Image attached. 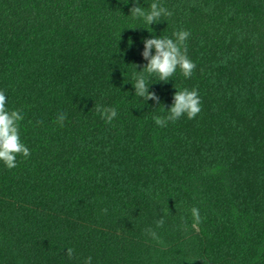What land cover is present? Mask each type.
Wrapping results in <instances>:
<instances>
[{"label":"trees","instance_id":"16d2710c","mask_svg":"<svg viewBox=\"0 0 264 264\" xmlns=\"http://www.w3.org/2000/svg\"><path fill=\"white\" fill-rule=\"evenodd\" d=\"M160 2L148 28L135 0H0V90L31 152L0 162V264H264V0ZM178 30L196 68L149 78L145 103L143 41ZM185 88L201 112L157 126Z\"/></svg>","mask_w":264,"mask_h":264},{"label":"clouds","instance_id":"9594fccd","mask_svg":"<svg viewBox=\"0 0 264 264\" xmlns=\"http://www.w3.org/2000/svg\"><path fill=\"white\" fill-rule=\"evenodd\" d=\"M129 16L134 20H142L148 28H151V25L164 21V17H171L172 12L169 11L160 0H153L147 8L140 6L139 0H135V6L130 9ZM172 37L173 38L167 36H153L143 41L144 50L142 56L147 61V64L143 66L142 70L134 73L132 77L133 82L131 83L135 89V95L142 98L145 103L148 100H154L160 105V100L156 93L149 91V87L152 84L149 82V78L155 76L157 78L156 82L167 83L176 74L177 69L180 70V73L185 78H190L196 68V64L188 56L187 41L190 37V32L178 30L173 32ZM131 44L132 41L130 38L129 46H131ZM152 49H155L154 55L152 54ZM137 67L138 66L135 65V68ZM145 73H147V75H145ZM6 105V93L4 90H0V162H2L7 169L11 170L17 166L18 155L28 158L31 152L21 141L19 123L24 118L22 113L19 110H9ZM201 110V99L198 90L195 88L191 90L185 88L183 90H177L174 93L172 105L166 110L167 115H154L153 120L157 126L163 128L167 127L169 122L174 123L185 115L189 120L194 119ZM95 111L109 124H111L113 119L118 115V111L114 107L95 105ZM66 118L67 114L61 113L57 117V122L63 126ZM37 123L39 124L41 122L38 121ZM103 211L106 213L107 209H103ZM190 212L193 219L192 227L194 228L202 222V218L198 208L192 207ZM164 224L165 219L163 215H161L160 218L155 221V226L158 229L163 227ZM182 224L183 230L187 231V223L182 222ZM144 231L152 240L163 245V239L154 228L148 227ZM66 255L69 259H72L75 255V250L73 248H67ZM91 260V256L85 258L84 264H91Z\"/></svg>","mask_w":264,"mask_h":264}]
</instances>
